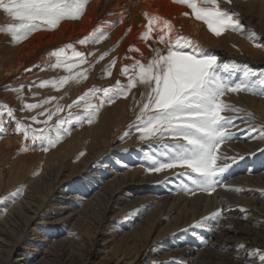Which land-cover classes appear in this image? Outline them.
<instances>
[{"label": "rangeland", "instance_id": "obj_1", "mask_svg": "<svg viewBox=\"0 0 264 264\" xmlns=\"http://www.w3.org/2000/svg\"><path fill=\"white\" fill-rule=\"evenodd\" d=\"M93 1L89 0L88 3ZM247 2L249 1L240 0V3H238L244 6L243 13L250 9ZM104 4L105 0L98 1L99 10L102 11ZM110 9L117 11L119 8ZM253 10L257 21L260 23L259 27L261 26L260 28L264 29L263 1L257 2V7ZM89 13L90 11L85 9L80 19H67L65 21H74L82 24L84 23V18L89 17ZM107 13L108 9L103 13H93L90 17L92 24H96L99 18L101 16L105 17ZM240 21L244 28L248 27L247 23ZM11 23H14V21L6 13L0 11V105H7L13 109L16 120L26 126H30L32 132H36L37 135L44 132L45 129L51 128V132L48 134L55 137L56 129L52 126L56 125L60 118H68L69 113L72 115L69 124L64 126L68 129L67 134L62 131L60 141L55 146L44 151L43 149L47 147L46 140L37 139L33 141L31 139L32 132H29L26 139L24 134L17 131L14 122H8L7 110L0 108V111L5 112V132L0 137V241L7 243H5L6 246H0V264H40V261L42 264H121L122 252H126L129 255L135 253L143 245L152 243L155 235L160 230L163 231L165 227L173 226L174 224L179 225L184 221L185 223L187 221L190 222L197 210L189 208L188 212H184L185 215L182 216L178 215L179 209L169 210L168 206L164 205L163 211H161L163 213L160 216L159 212L150 214L152 206L146 207V209L142 201H140L142 197L153 193L150 189L146 190L148 188L166 187L168 183H171L173 188L179 187L181 189L184 184L192 187L191 181L187 177L179 175L184 169L179 170L180 167H177V170H173L170 173L152 171L147 178H156L158 181L140 184L138 183L140 182L139 178L146 174L142 172L137 175L135 182L121 188L119 187L123 181L118 184H104L105 178L101 177L102 175L105 177L112 176L108 174L111 166L119 168L121 172H128L132 167L144 164H149L150 166H145L146 169H149L152 167L149 155L155 154L158 159L166 160V157L162 155L164 150L161 145L163 143H172L170 139L164 141H156L154 139L151 141L141 140L140 133L132 127L137 116L132 111L139 107L138 104L134 105V102L140 101L145 91L144 87L139 84L131 89L127 97L121 96L112 103H103L97 117L91 124L87 123L86 105L89 102L101 104L103 93L97 92L89 100H80L79 98L93 88L99 90L115 87L118 83L121 85L127 84L128 77L122 74L123 69L125 67L131 69L137 61H140L138 58L141 57L137 55L130 56V45L126 52L121 55L118 50L121 41H113L111 31L103 34V39H100L98 43L79 44L78 41L81 38L89 36L94 31H96L97 35L104 31L103 29H92V32L88 31L86 32L87 34L84 33L83 36H78L68 41L69 43L67 44H65L67 41L55 44L49 42V38H46L41 41L44 44L41 50L35 55L27 56L24 63L12 69L9 63L17 56V51L15 52V50L18 45L21 42L24 44L29 43L31 40H35L36 44L37 40L35 36L32 37L30 35L27 39L19 42L14 41L11 33L7 32V26ZM60 24L56 31L59 30ZM117 27L118 24L115 28ZM243 35L246 34L243 33ZM237 37L240 38L242 36L237 35ZM243 38L248 40H244L246 44L253 43L246 36ZM64 44H73L76 51L86 54L88 62L79 65V69L90 68V71L87 73L86 78L81 79L79 83L75 80H70L62 87L54 88L51 83L45 87H40L39 84L43 81L58 82L60 78L68 75L63 65L58 68L51 67L58 59L51 53L53 50H58L60 47L65 46ZM2 50H5V52L1 53ZM33 50L35 51V45ZM105 53H107L105 58L100 60L99 57ZM59 59L62 61L67 60L69 63H78V58L73 56L72 49H66L65 56ZM113 59L116 60V63L110 69L112 75L109 77L106 70ZM79 69H74L73 75ZM228 72H232V70ZM243 72L245 71L243 70ZM243 72L240 74H243ZM227 79L230 82L237 83L235 77L228 76ZM262 79H264L262 74L248 75L246 84L256 88L258 86L257 83L261 82ZM241 92L248 93L254 97L260 96L264 98V95L252 94L247 91ZM52 97L58 99L51 100L50 98ZM222 99L224 100L225 98ZM44 101L48 102L43 103L42 107L31 110L24 108L25 104L40 105ZM57 103L62 105L64 110L57 113L48 124L37 123L32 120L33 117H38L40 121L46 120L47 117L39 115V113L54 109ZM68 105L74 106L69 109ZM237 109L241 108L237 107ZM237 112H242L243 115L247 114L246 110ZM78 117H82L83 120L77 122ZM117 121L120 123V129L112 137L107 127L112 122ZM231 128L233 126L229 130ZM97 133L107 136L110 141L102 140L103 145L95 144L93 137ZM125 133H128V135L125 136ZM244 139L240 138L239 140L243 141ZM88 140H91V143ZM133 141L143 142L131 145L128 148L113 150L114 147L116 148L126 143L129 144ZM93 144L95 145L93 146ZM106 144L110 145V150L104 153L105 157L89 161L92 156L91 152L95 149H101ZM235 148H239V146ZM259 148V155H263L264 147ZM250 157L248 156L245 162L249 161ZM239 161L235 159L227 161L229 167L225 173L221 174L220 179L223 183L218 186H222L230 179L233 180V171L240 166H244ZM250 165L251 171L245 170L241 174L257 169L262 170L254 173L256 178H252V181L255 182L253 184L254 193L264 195L263 187L257 184V182H264V160L253 166ZM130 173L132 174L131 171ZM249 186L251 191V184ZM94 190L96 191L95 194L101 191L97 201L90 200ZM136 190H138L137 193ZM86 191L89 192L85 195ZM179 192L182 194L187 193L186 195H194L196 192L203 191H196L193 194L183 187ZM13 193H16V195L13 196ZM228 193L231 198L235 196L233 191H228ZM82 194L84 199L81 197V202H75L72 205L71 217L66 218L64 214L60 213L59 207L69 202L66 199L67 197ZM85 198L87 201H85ZM30 206L33 207L31 208ZM142 208H144V212H141ZM198 215L202 217L201 214ZM146 216H149L150 220L146 219L143 221L142 219ZM228 221L229 219H227ZM139 225H141V229L150 228L148 229L151 230L150 238L147 234L141 233L142 230L140 229L141 231H138L136 236L131 235L132 239L125 240L126 236L124 233L128 231L131 233V230L136 227L139 228ZM232 225V227H236V224ZM112 226L117 228H111ZM197 229L200 232L207 229L200 219L193 223L192 230L185 231L187 234L183 238L187 239L186 236L190 237L192 234L193 238H196L197 236L194 235L193 231L195 232ZM110 231H113L114 234H110ZM58 232L60 233L59 236L56 234ZM53 233L56 235L55 238L52 236ZM182 233L183 231L171 234V237H168L169 239L161 242V244L158 243L152 246V252L146 260L140 257L137 263L133 264H178L181 259V246L174 240ZM114 235L119 240L117 244H112L111 242V238ZM151 235L154 236L152 237ZM58 237L68 238V241L54 246L55 243L53 242ZM107 238L110 239L104 242L103 239L106 240ZM191 241L190 244H193L194 242ZM51 244H53L52 247ZM135 245L138 246L136 250L134 249ZM232 249L233 252L222 250V253H229L231 258H237L233 253L240 249L239 245L233 246ZM262 254H264V248L260 250L251 249L247 253H238L241 258L238 261H244V264H259L258 256ZM223 259L224 256L215 255L211 257V261L199 264H220L224 262Z\"/></svg>", "mask_w": 264, "mask_h": 264}, {"label": "bare ground", "instance_id": "obj_2", "mask_svg": "<svg viewBox=\"0 0 264 264\" xmlns=\"http://www.w3.org/2000/svg\"><path fill=\"white\" fill-rule=\"evenodd\" d=\"M98 1L99 0H94L92 3L90 2L86 5V9L89 10L90 13L89 17L84 18V23L81 24L74 21L64 20L61 22L58 31L55 29L52 31L40 30L34 32L31 36H35V39L37 40L36 44L35 40H31V42L25 44L21 42L15 50V52L17 51L16 58L12 59L9 63L12 69L17 68L22 63H24L27 59V56L35 55L39 50H41L44 45L41 43V41L46 38H49V42H53L55 44H61V42L64 41H67L65 43L67 44L69 43L68 41L78 36H83V34L88 31L92 32V29H103L104 31H102V34H107L108 31H111L113 41H121L118 48L121 55L126 52L130 45L131 49H136L130 50V56H140L141 58L138 59L147 64L153 56V52L151 50L152 47H164L163 45H157L154 42V39H158L161 35L159 29L163 27L162 22L155 26L151 34V38L148 40L143 39V34L147 30L149 17L159 16L162 18V21H169L173 25V30L171 32L172 41H175L178 36L188 37L191 38L193 44L197 46L195 50L198 52L215 55L219 62L217 71L223 77H235L237 79L236 84H239L241 82L247 83L248 75L262 74L264 76V29H261V26L259 27L260 23L257 21V17L255 16L253 10L257 7V2H261V0H247L249 1L247 4L250 9H248L246 13H243L242 11L244 6L238 4L240 3V0H231V3H228V0H218L222 10H227L230 13H237L239 20H242V23H247L248 25L247 28H244L246 30L242 32L228 30L221 36H216L208 29L207 25L203 21L197 20L187 5L175 3L174 0H105V4L102 6V11L99 10ZM243 1L245 2V0ZM262 1L264 4V0ZM116 7L119 8L117 11H112L110 9ZM107 9L108 13L106 16H101L96 24L93 25L90 18L93 13H103ZM185 13L188 15H185ZM117 24L118 27L115 28ZM253 31L255 32V39L248 38V34ZM243 33L246 35H243ZM100 35L101 34H98L97 37ZM237 35H241L242 37L238 38ZM244 36L252 40L253 43L246 44L244 40H248L243 38ZM34 45L35 51L33 50ZM245 47L246 49H244ZM185 50L193 51V49ZM4 52L5 50L1 51V53ZM224 65H228L232 72H224ZM243 70L245 72H243ZM242 72L243 74H240ZM262 81H264V79H262ZM261 82L257 83L258 86L256 88L258 91L264 92V87H259ZM222 98H225L224 101L226 103L233 105L236 108L240 107L242 110H246L247 114L243 115L242 112L237 111L225 112V116L236 118L234 121L236 124L234 123L233 128L229 130L231 133H233V138L221 144L218 154L222 157H232L235 160H240L239 162H241V164L244 166H240L236 168L235 171H233V180L230 179L222 186H218V188L215 189L216 192L214 191L210 194L206 192H196L197 194L193 193L194 195H186L187 193L182 194L179 192V190H182L183 187H181V189H179V187L173 188L171 183H168L166 187H153L146 189L152 190L153 193H149L146 197H142L140 201H142L144 204V208L152 206L150 214L159 212L161 216L163 213L161 211H163L164 205H167L169 210L179 209L178 215L182 216L185 215L184 212H188L189 208H192V210H197V212L193 215L190 222L187 221L185 223L184 221L179 225L174 224L173 226L165 227L163 231L160 230V232L155 235L152 243L143 245L141 249L135 251V253H131L129 255L126 252H122L120 259L122 260L121 264L137 263V260L140 257L146 260L152 252V246H155L158 243L161 244V242L169 239L171 234H176L177 232L181 231H183L181 235L179 234V236L176 238L174 237V241H177V244L181 246V259L178 264L205 263L206 261H211V257L215 255H220L221 257L224 256V262L220 264H244V261H238L241 259L238 253H247L251 249L260 250L264 248V195L261 193H254L253 184L255 182L252 181V178H256L254 173L262 170L257 169L250 172L251 169L249 167L250 164V166H253L261 160H264V154L259 155L260 153H258L260 150L259 147H264V139L260 138V136H264V131H262L264 130V98H261L260 96L254 97L248 93L242 92H228ZM136 104L137 103L134 102V105ZM132 112L138 115L139 107L135 108ZM107 129L111 132L113 137L120 129V123L118 121L112 122L109 127H107ZM240 138L245 139L241 141L239 140ZM102 140L106 142L110 141L107 136H103L101 133H97L93 137L95 144L103 145ZM88 142L91 143V140H88ZM142 142L143 141H133L129 144L126 143L119 145L116 148L114 147L113 150L128 148L131 145L138 143L141 144ZM95 144H93V146ZM236 146H239V148H235ZM108 150H110L109 144L102 146L101 149H95L91 152L92 156L90 157L91 159H89V161H95L102 157L104 158V153L106 151L108 152ZM151 155L155 154H150L149 157ZM248 156H251L250 160L245 162ZM228 160L230 159H221L218 161V164H229L227 162ZM248 163L250 164L247 166V168L246 165ZM145 166L150 165L144 164L138 167H130L132 174L130 171L121 172L119 171V168H114V166H111L108 174L112 176L105 177L102 175L101 177L105 178L103 182L104 184H118L123 181L119 188L135 182L134 180L136 179L137 175L142 172L146 174L139 178L140 182L138 183L141 184L158 181L156 178H147L150 176L152 171L146 169ZM181 169L182 168L179 170ZM173 170H177V168L163 170V172L170 173ZM245 170L250 171L246 172L245 174H241L242 172H245ZM249 184H251V191ZM257 184L258 186H262L264 189V182H257ZM232 189H235V191ZM139 190L144 191L142 189ZM228 191H233L235 196H232L231 198ZM88 192L89 191H86L85 195ZM93 192V196L90 200H99L101 191L97 192L96 194L95 190ZM137 192L138 190H136V193ZM83 196L84 195L82 194L79 196L70 195V197H67L66 199H68L69 202L62 204L59 207V210L61 211L60 213L64 214L66 218L71 217L72 214L70 211L72 210L73 203L81 202L82 199L80 198H83ZM85 201H87V199ZM144 208H142L141 212H144ZM217 212L220 213L219 217L215 215ZM76 214L79 216L78 213ZM198 214H201L202 217H199ZM149 216H146L142 220H150ZM29 219L32 220L31 217H29ZM197 219H200L207 229L201 232L198 229L197 231L195 230V232L193 231L194 235L197 236H195L196 238H193V234L190 237L186 236L187 239L183 238V236L187 234L185 231L192 230L193 223ZM227 219H229L228 222ZM232 224H236V227H232ZM138 227L139 228L136 227L137 230H135L136 228L133 229L134 231L131 230V233L129 231L124 233L126 236L125 240L132 239L131 235L133 234L136 236L137 232L141 230V233L147 234V236L150 238L151 230H148L150 228L147 229L145 227L144 229H141V225ZM111 228L117 227L112 226ZM109 233L114 234L113 231H110ZM141 233L139 232V234ZM56 234L59 236L60 233L58 232ZM115 235L111 238L112 244H117L119 242ZM52 236L55 238V233H53ZM151 236L153 237L154 235ZM108 239L110 238H107L106 240L103 239V241L107 242ZM191 239L194 242L193 244H190ZM66 241H68V238L58 237V239L53 243H55L54 246H56L58 243ZM5 243L6 242L0 241V246L5 245ZM235 245H239L240 247L236 253H233L238 259L231 258L229 253H222V250L233 252L232 247ZM52 246L53 244H51V247ZM137 248L138 246L135 245L134 249L136 250ZM40 264H42L41 261Z\"/></svg>", "mask_w": 264, "mask_h": 264}, {"label": "snow or ice", "instance_id": "obj_3", "mask_svg": "<svg viewBox=\"0 0 264 264\" xmlns=\"http://www.w3.org/2000/svg\"><path fill=\"white\" fill-rule=\"evenodd\" d=\"M88 2L89 0H0V11L6 13L14 21L7 26V31L12 34L14 41L19 42L27 39L36 31L55 30L66 19H80ZM174 2L187 5L195 18L203 21L216 36H221L228 30L241 32L244 30L238 14L222 10L218 0H174ZM228 3H231V0H228ZM185 15L188 14L185 13ZM161 22L163 23V27L159 29L161 35L158 39H154V42L164 47H152L153 56L147 64L137 61L131 69L125 67L122 74L128 77L127 84L118 83L115 87L99 90L93 88L79 99L89 100L97 92L103 93L101 104L89 102L85 107V112L88 114L87 123L91 124L103 103H112L121 96L127 97L131 89L138 84L142 85L145 91L141 100L136 102L139 105V114L132 127L140 133L141 140L170 139L172 141L171 144L161 145L164 150L162 155L166 157V160L158 159L155 155L149 157L152 161L149 171L161 172L180 167L184 171L179 175L191 181L192 187L187 184L183 185L187 191L212 193L218 185L223 183L220 176L229 167L227 163L218 164V161L234 159L218 154L221 144L233 138V133L229 131V128L234 126L236 119L225 116L223 113L244 111L226 103L222 97L228 92L247 91L259 95H264V92L244 82L236 84L223 77L217 71L218 58L215 55L197 52L195 50L197 46L193 44L191 38L178 36L175 41H172L173 25L169 21H162L159 16L149 17L143 39L151 38L155 26ZM248 38L255 39V32H250ZM100 39H103V34L97 37L94 31L89 36L81 38L78 43L81 45L89 42L98 43ZM66 49H72V54L78 58V63H69L67 60L59 59L65 56ZM185 49H193V51L189 52ZM51 55L58 58L51 67L58 68L63 65L68 75L60 78L58 82L43 81L39 84L40 87H45L49 83L54 88L62 87L70 80L79 83L90 71V68L79 69V65L88 62L87 56L76 51L73 44L53 50ZM106 55L107 53L101 55L99 59L103 60ZM115 63L116 60L113 59L107 66L106 71L109 77L112 75L110 69ZM74 69H79L75 75H73ZM223 71H230L229 66L224 65ZM259 87H264V81ZM50 99L57 100L58 98ZM47 102L44 101L40 105L25 104L24 108L35 109ZM73 106L68 105V108ZM0 108L7 110L8 122H14L17 131L24 134L27 139L29 132H32L31 127L17 121L14 110L7 105H0ZM63 110L64 107L57 103L54 109L39 113V115L46 116V120L40 121L38 117H33L32 120L48 124L57 113ZM71 115L69 113L68 118H60L57 124L52 126L56 129L55 137L48 134L51 128H47L39 135L32 132L31 139L33 141L46 140L47 147L43 150L47 151L60 141L62 131L67 134L68 129L64 126L69 124ZM4 117L5 112L0 111V137L5 132ZM82 120V117L77 118V122ZM127 135L128 133H125V136ZM260 138L264 139V136ZM232 190L235 191V189ZM12 195L15 196L16 193ZM215 215L219 217L220 213L217 212ZM258 262L264 264V254L258 256Z\"/></svg>", "mask_w": 264, "mask_h": 264}]
</instances>
